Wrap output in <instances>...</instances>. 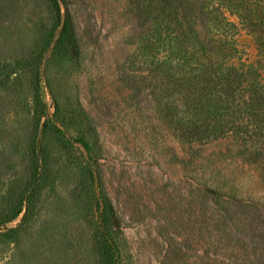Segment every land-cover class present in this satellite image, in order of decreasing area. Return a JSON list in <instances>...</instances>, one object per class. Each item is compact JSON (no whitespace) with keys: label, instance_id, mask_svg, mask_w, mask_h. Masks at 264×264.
<instances>
[{"label":"rangeland","instance_id":"rangeland-1","mask_svg":"<svg viewBox=\"0 0 264 264\" xmlns=\"http://www.w3.org/2000/svg\"><path fill=\"white\" fill-rule=\"evenodd\" d=\"M192 1L183 24L196 35L181 39L227 38L236 63L257 60L232 7ZM57 3L59 15L52 0H0V264H244L220 208L194 194L220 184L264 207V171L237 156L261 127L235 119L217 141L179 137L175 121L209 108L194 75L198 94L156 74L153 32L176 34L156 0Z\"/></svg>","mask_w":264,"mask_h":264},{"label":"trees","instance_id":"trees-1","mask_svg":"<svg viewBox=\"0 0 264 264\" xmlns=\"http://www.w3.org/2000/svg\"><path fill=\"white\" fill-rule=\"evenodd\" d=\"M52 1L59 15L57 0ZM156 2L157 17L164 23L167 17L176 22L174 38L164 40V31L154 30V43L149 44L150 48L146 47L155 50L158 56L155 62L156 74L160 78L170 77L176 90L187 92L192 87L191 79L194 75L203 88L202 94L193 91V87L192 91L209 108L204 111L206 118L203 121L188 123L186 126L175 121V131L185 141L208 143L228 133L235 125V119L259 125L261 133L256 144L245 147L237 156L241 162L264 171V0H222L223 9H219L224 14L232 7L241 19L242 28L254 36L257 60L252 64L236 63L239 58L233 56L236 50L227 38L220 39L217 46L211 47L207 46L209 43L191 44L181 39L184 35H196V27L189 22L194 17L192 0ZM140 9L144 16L146 8L143 6ZM185 19H189L186 26L183 24ZM225 27V31L237 30L235 24H227ZM164 53L169 59L159 58ZM227 105H230V108H226L229 114L224 118L219 111L222 112ZM234 115L238 117L233 118ZM243 135V132L239 133V139ZM194 196L207 202L214 201L220 208L219 218L223 227L233 230V235L245 244L244 250L249 253L245 255L247 259L244 264H264V207L260 203L238 197L232 190L220 188V184H205Z\"/></svg>","mask_w":264,"mask_h":264},{"label":"water","instance_id":"water-1","mask_svg":"<svg viewBox=\"0 0 264 264\" xmlns=\"http://www.w3.org/2000/svg\"><path fill=\"white\" fill-rule=\"evenodd\" d=\"M61 27V26H60Z\"/></svg>","mask_w":264,"mask_h":264}]
</instances>
